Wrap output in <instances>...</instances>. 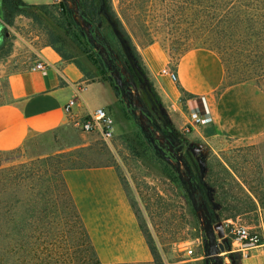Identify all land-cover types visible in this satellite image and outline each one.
<instances>
[{
  "label": "rangeland",
  "instance_id": "1",
  "mask_svg": "<svg viewBox=\"0 0 264 264\" xmlns=\"http://www.w3.org/2000/svg\"><path fill=\"white\" fill-rule=\"evenodd\" d=\"M112 4L139 53L145 46L156 43L175 62L190 49H212L219 55L224 67L223 84L219 91L230 85L245 83L257 87L264 96V80L259 82L255 78L245 53L240 54L237 47L231 44L223 49V43H219L217 38L212 39L213 33L206 30L208 20L210 22L223 16L221 7L217 6V9L214 6L220 4L219 0H112ZM81 25L86 28L82 23ZM39 28L45 40L44 31ZM100 29L102 27L98 25L99 36ZM222 42L228 45L225 40ZM12 44V35H8L0 48V103L13 100L10 85V77L15 73L10 60ZM77 48L73 44L67 46V50L75 53L88 69L95 70L99 67L94 52L91 54L95 63H91ZM5 49H9L8 52L1 53ZM115 66L117 71L114 75L124 86L119 98H115L111 87L106 83L104 90L97 78L87 83V90L83 93L90 108L103 106L110 109L109 114L114 121L112 138L104 139L96 132H82L68 122L25 137L14 148L6 149L12 152L2 153L0 160H12L13 165L25 163L28 166L34 163L40 170L47 168L49 172L44 178L39 180L38 177H33V183L43 187L55 185L63 167L114 164L155 251V264H197L198 260L204 258L206 250L204 221L199 220L198 210L190 204L185 191L162 175L156 160L132 156L124 141V136L131 137L134 132L142 134L146 131L153 138L154 134L161 137V131L152 125L159 126L165 121L172 123L171 113L150 75H144L143 82L137 87L139 93L136 102L135 91L130 82L125 80L128 76L125 66L121 61H117ZM260 93L251 87L242 91L247 104L253 102L255 111L261 106ZM142 109L154 120L150 125L149 120L142 116L143 121L151 126L145 131L142 130L139 119ZM177 129L182 133L181 129ZM248 129L258 136L250 141L235 140L229 137L227 131H223L206 140L200 135H192L191 131L182 133L188 142L176 149L180 155L188 156L190 162H200L210 175H207L209 179L220 185V189L215 188V192L227 194L231 203L232 198H235L233 203L240 208L248 207L247 194L256 203L257 199L264 202V128L258 120L252 119ZM204 146L211 148L206 150ZM155 156L158 157L156 154ZM172 163L179 167L185 177L183 163L173 160ZM57 194L63 204L64 214H60L53 203L46 204L40 194L32 196L30 202L21 201L11 208V222H7L5 227H12V230L3 241L4 248L14 255L8 264H95V257L74 220L60 187ZM16 195L26 199V193ZM37 197L40 198L39 201ZM7 198L13 200L14 196ZM198 200L200 204V199ZM263 207L258 205V208ZM226 214L228 211L222 213ZM201 216L204 218L203 210ZM229 218L247 225L264 242V223L258 211H247L227 219ZM16 221L21 222L20 231L13 227ZM186 248L193 249L192 255L187 254ZM200 255L203 257H199Z\"/></svg>",
  "mask_w": 264,
  "mask_h": 264
},
{
  "label": "crops",
  "instance_id": "2",
  "mask_svg": "<svg viewBox=\"0 0 264 264\" xmlns=\"http://www.w3.org/2000/svg\"><path fill=\"white\" fill-rule=\"evenodd\" d=\"M22 1L36 5L53 3V0ZM5 24L6 29L10 30L9 35H12L10 60L15 73L10 77L13 100L0 103V149L14 148L31 134L70 122V116L63 107L76 95V103L72 108L74 114L85 116L95 108L103 107L88 106L83 93L89 81L74 63L64 61L46 43L40 28L30 18L16 15L11 25ZM140 55L177 128L181 129L187 122L185 102L188 98L199 102L203 98L211 116L208 123L195 126L191 130L192 135L210 140L214 135L227 131L229 137L235 140L250 141L258 136L248 129L252 119L258 120L264 128V96L257 87L239 83L219 91L223 84L224 67L214 50L203 47L190 49L172 62L161 46L152 43L145 46ZM38 60L47 64L45 71L30 69ZM165 66L176 72L175 82L160 74ZM98 82L105 90V83ZM247 87L261 94L258 111L253 110V102L247 104V99L242 95ZM76 88H81L79 94H76ZM103 108L110 112L109 108ZM204 147L206 150L211 148ZM61 174L94 248L95 264H155L113 164L65 167ZM257 211L264 223V207ZM220 255L223 262L229 259L234 264H264V242L258 246L245 247L235 238L227 236Z\"/></svg>",
  "mask_w": 264,
  "mask_h": 264
},
{
  "label": "trees",
  "instance_id": "3",
  "mask_svg": "<svg viewBox=\"0 0 264 264\" xmlns=\"http://www.w3.org/2000/svg\"><path fill=\"white\" fill-rule=\"evenodd\" d=\"M76 2V11L80 20L76 19L64 0L59 4L53 2L49 5L27 4L22 0H2V11L8 25L12 24L13 18L16 15L30 18L43 29L46 43L64 61L74 63L87 81H94L97 78L98 81L108 84L115 98L120 97L124 91V86L112 74L114 61L120 60L125 66L131 81L137 87L140 86L144 80L143 76L149 75V71L131 36L116 13L112 0H76ZM219 2V5L216 4L214 6L217 9L219 8L217 6L221 7V14L223 16L217 19L210 17L209 19L212 20L210 22L208 20L207 27L205 26L206 30L213 33L214 36L211 35L212 39L217 38L219 43H223L221 44L223 49L228 48L229 44H231L237 47L240 54L245 53L244 55L249 58L250 65L254 70L255 78L261 82V80H264V0H219ZM81 20L90 24V28H84L81 25ZM98 25L102 27L100 29V36H98ZM224 40L228 45L222 42ZM69 44L77 46V49L91 63H95V59L91 54V52H94L99 62V67L95 70L85 67L75 53L67 50ZM96 45H98V48H96ZM101 45L104 46V49L99 48ZM8 50H1V53L4 51L8 52ZM222 52L224 53V51ZM143 114L150 121L153 120L152 116L146 111H143ZM156 128L176 147H181V145L188 142L172 123L165 121L162 125L156 126ZM142 134L134 132L131 137L124 136L129 153L134 157L150 161L152 159L156 160L162 175L168 178L171 183L177 185L182 191H185L190 204L194 205V200L198 204V199H200V203L205 205L213 223L220 222L223 218H233L247 211L257 212L258 205L260 207L264 206L262 199H257L258 203H256L249 194H247L249 204L247 208H240L234 204L235 198H232L233 202L231 203L227 199V194L215 192V188L219 190L220 185L216 184L214 180L209 179L210 175L208 172H205L201 163L198 161L192 163L189 157L183 154L181 156L182 163L186 167L184 177L179 173V167L172 163V160L175 162H178V160L167 152L166 146L151 137L146 131ZM5 152H12V150L0 149V155ZM155 154L158 157L160 156V158L155 156ZM11 163L12 160L6 162L0 160V264H8L11 261V257L14 256L9 254L8 250L3 246L5 237L10 235L12 230V227H5L7 222H11L12 217L9 215L11 208L21 201L27 200L26 202H30L32 201V196L40 194L43 196L42 199L46 204L53 203L56 209L59 210L58 212L64 214V210L62 209L63 204L57 194L59 187L67 198L73 218L80 227L95 257L94 248L89 242V237L61 171L58 174V181L55 185L43 187L33 183V177L36 176L39 180L44 178L49 172L47 168L40 170L39 166H35L34 163L28 166L25 163L16 165ZM224 169L232 176L226 166H224ZM191 189L194 192H191ZM21 192L26 193V199L16 195ZM9 196H14V199L7 198ZM37 200L39 201L40 198L37 197ZM224 211H228V214L222 215ZM134 212L155 260V251L147 238L137 212L135 210ZM18 222L16 221L13 227L20 231L21 222ZM262 242L260 239L259 243ZM197 264L210 263L207 258H203L198 260Z\"/></svg>",
  "mask_w": 264,
  "mask_h": 264
},
{
  "label": "built area",
  "instance_id": "4",
  "mask_svg": "<svg viewBox=\"0 0 264 264\" xmlns=\"http://www.w3.org/2000/svg\"><path fill=\"white\" fill-rule=\"evenodd\" d=\"M63 0H53L54 3L59 4ZM74 1L68 0L70 6H75ZM47 64L41 60L35 61L30 69L33 71H45ZM160 74L167 76L171 81L177 80V74L168 66L160 70ZM81 88H76V94H79ZM77 95L69 99L64 104V112L70 116L71 124L82 132L91 133L96 132L104 139H110L114 136V121L109 112L103 107H97L87 113L85 116H79L72 111L76 103ZM188 109V119L186 124L181 128L182 133L190 132L195 126L208 123L211 120L210 113L206 108L203 98L200 102L193 98H188L185 102ZM225 235L235 238L240 242L241 246H258L260 245V236L257 232L250 230V228L231 218L225 219L223 222ZM188 255H192L193 249L186 248ZM224 264H231L229 259H225Z\"/></svg>",
  "mask_w": 264,
  "mask_h": 264
},
{
  "label": "water",
  "instance_id": "5",
  "mask_svg": "<svg viewBox=\"0 0 264 264\" xmlns=\"http://www.w3.org/2000/svg\"><path fill=\"white\" fill-rule=\"evenodd\" d=\"M75 5L77 4L76 1H74ZM6 18L3 14L2 11V0H0V48L4 45L5 43V38L9 35L8 30H6ZM81 23L86 27V29L90 28V24L85 23L83 20H81ZM128 80V79H127ZM129 81V80H128ZM133 90L135 91V97H136V102L138 101V89L137 86L132 82L129 81ZM102 83H104L102 81ZM140 123H141V128L143 131L145 129L151 128L150 125H147L143 119H142V113L140 112L139 115ZM153 131V130H152ZM155 138H158L157 135L154 134ZM163 141L166 142V144L169 145V151L171 152L172 156L182 162V157L180 154L176 153L174 148L170 145L169 141L163 137H161ZM186 169V167H184ZM181 174V172L179 171ZM191 192H194L193 189H191ZM194 207L198 210V218L201 222H203V229L206 237V250H205V258L209 260L210 264H224L223 258L221 257L220 253L224 248V242L227 240V236L225 235L224 232V227L222 222H217L213 223L211 220L210 215L207 212V209L203 203H195L196 201L194 200ZM201 210L204 211V218L201 216ZM218 239H221L219 241ZM231 264H234L232 260Z\"/></svg>",
  "mask_w": 264,
  "mask_h": 264
},
{
  "label": "flooded vegetation",
  "instance_id": "6",
  "mask_svg": "<svg viewBox=\"0 0 264 264\" xmlns=\"http://www.w3.org/2000/svg\"><path fill=\"white\" fill-rule=\"evenodd\" d=\"M65 2H66V4H67V6L72 10V12H73V14L75 15V17H76V19L77 20H80V17L77 15V9H76V5L75 6H70L69 5V3H68V0H64ZM99 36V35H98ZM100 49H104V46L103 45H101L100 47H99ZM117 61H120V60H117ZM117 61H114V63H113V70H112V74H113V76L115 77V72L117 71V68H116V66H115V64H116V62ZM128 73V72H127ZM121 77L122 78H124L123 77V75H121ZM116 78V77H115ZM117 79V78H116ZM131 81V79H130V77H129V74H128V76H127V78L125 79L126 81ZM118 80V79H117ZM118 82L121 84V82L118 80ZM122 85V84H121ZM143 111L145 112V110H141V113H142V116H145L144 114H143ZM147 118V117H146ZM148 119V118H147ZM149 120V119H148ZM149 122L151 123L150 125H152L153 123H154V120H152V121H150L149 120ZM155 129H157L156 128V126L155 125H152ZM149 129V128H148ZM161 137H163V138H165L164 137V135L162 134V136ZM161 137H159L157 140L158 141H160L161 143H163L164 144V146H166V148H167V152H169L170 154H171V152L169 151V145L168 144H166V142L165 141H163L162 139H161ZM166 139V138H165ZM169 141V140H168ZM170 143V142H169ZM170 145L174 148V150H175V152L176 153H178L177 151H176V149L178 148V147H176V146H174V145H172L171 143H170ZM179 154V153H178ZM172 155V154H171ZM182 156V155H181Z\"/></svg>",
  "mask_w": 264,
  "mask_h": 264
}]
</instances>
